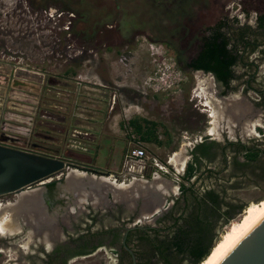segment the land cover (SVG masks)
Segmentation results:
<instances>
[{
    "label": "rangeland",
    "instance_id": "374dc122",
    "mask_svg": "<svg viewBox=\"0 0 264 264\" xmlns=\"http://www.w3.org/2000/svg\"><path fill=\"white\" fill-rule=\"evenodd\" d=\"M118 3L122 12L115 25L112 22V0H0V63L43 71L46 76L80 84H84L83 80L99 84L96 87L86 83L100 92L97 97L85 95L77 88L67 91L73 96L70 100H62V94L57 95L55 90L63 91L64 88L59 84L48 87L44 82L27 140L30 143L41 142V137L48 135L50 137L46 142L53 144L52 149L59 155L81 160L89 158L98 168L113 172L118 168L127 145L125 134L130 129L128 120H136L143 128H151L150 131L159 144L147 143L149 153L161 164L167 158L170 161L176 154L180 155V158L183 157V165L180 168V164L178 166L170 161L173 168L169 167L168 174L151 175L147 171L142 183H136L132 191L136 194L138 191L143 193L144 190L145 194L153 195L159 207L163 204L160 199L165 196L176 198L174 208L187 210L192 208V199L188 196L187 205H184L183 197L176 191L181 182L197 196L207 189L216 190L222 202L220 211L225 210L223 203L230 202L234 206H240V209H235L236 214L231 219L225 223L219 221L213 227L218 237L212 245L215 252L223 245V238L234 237L247 219L264 205V169L257 165L258 162L264 164V155L256 157V162L255 159L242 162L240 152L232 153L231 150L224 149V162H203L197 166L188 181L181 175L186 162L190 160L191 148L196 142L205 139H212L218 144L223 143V140H241L248 148L258 146L264 154V124L253 118L236 120L233 117V122L222 117L216 124L212 118V110L205 106L206 100L203 97L205 91L215 102L228 105L232 101L238 109L244 108L245 114L251 113L257 97L241 86L240 82L251 73L252 68H248V73L244 74L241 67H235L234 72L242 78L233 81L231 91L224 93L219 83L207 73H193L178 66L170 47L164 44L153 29H149L160 23L161 16L146 0H118ZM237 8L234 4L230 9L233 17ZM241 17L240 14L235 18L238 21L242 20ZM105 24L112 27L107 28ZM134 29H144L145 34L132 37L131 31ZM256 56L259 55L254 51L253 54H248L247 59L256 60ZM179 59L183 62L186 56H179ZM257 63L258 71H255L256 78L252 85L264 88V59H259ZM83 69L87 70L89 77H86L85 72L78 73ZM92 75H98V78L95 80ZM75 78H79V81ZM201 81H208V84L201 85ZM45 86L49 89L46 93ZM55 102L68 104L67 110L62 112L68 118L63 126L56 125L59 121L42 117L44 110H56L48 107ZM86 110L93 115L96 112L98 118L102 119L99 135L73 136L74 130L91 131L89 126L85 128L82 124L89 125L86 122H91L92 119L79 114ZM50 115L58 117L48 112V116ZM44 120L46 121L43 122ZM256 123L260 125L257 127ZM212 130H216L219 136L215 132L214 135ZM42 144H45L44 141ZM44 149L50 151L47 147ZM70 150H73V154ZM233 159H239L243 164L235 166L231 163ZM175 177L179 180L176 181ZM156 181L163 185L158 184L160 190L153 188ZM106 194L115 198L110 191ZM17 198L14 194L4 195L0 197V204H13ZM138 202L140 201L135 202V205ZM168 204L170 206V202ZM81 205L84 203L78 202L73 206L80 210ZM178 213L170 212L169 215L176 216ZM136 219L138 220V216ZM140 221L142 224H154L150 216ZM170 222L164 220L154 225L161 229ZM15 233L0 232V264L13 262L8 261L9 258L20 255L19 248H3L5 242L15 239ZM165 234L166 231H160L157 236ZM21 252V255L25 254L24 250ZM113 258L109 252L96 251L93 255L76 259L72 264H111Z\"/></svg>",
    "mask_w": 264,
    "mask_h": 264
},
{
    "label": "flooded vegetation",
    "instance_id": "af4514ba",
    "mask_svg": "<svg viewBox=\"0 0 264 264\" xmlns=\"http://www.w3.org/2000/svg\"><path fill=\"white\" fill-rule=\"evenodd\" d=\"M112 1L114 3L112 22L116 25V20L119 18L122 8L118 0ZM146 1L161 16L160 23L153 25L149 29H153L164 44L170 47L181 69L184 67L193 73L202 71L200 69H192L184 64L188 63L191 58H195L199 54L204 41L213 38L216 32L220 34V38L224 37L227 40L228 48L236 42L238 60L232 67L233 78L228 81L227 87L218 82L212 73L204 71L203 73H210L211 78L219 83L224 93H226L231 91V83L233 81L242 78L234 72L235 67H241L243 72H245L244 74H247V69L251 67V73L247 76L243 75L244 78L240 82L241 86L253 92L257 97L250 111L251 113L246 114V118H253L260 124H264V88L252 85L253 80L256 78L255 71H258L257 61L261 58L264 59V0ZM234 4L238 8L233 13H235V17L242 15V20L239 19L240 21H237L230 13V9ZM105 27L111 28L112 26H106L105 24ZM138 34H145V30L134 29L131 31L132 37ZM254 51L259 56H256V60H248V54L251 55ZM179 56H186V60L181 62ZM259 123H256L255 126L258 127ZM262 135L264 136V132H262ZM202 141L204 143L213 142V144L201 156L200 151L194 152L198 158L197 166L203 162L209 163L215 160L224 162L226 159L224 149H229L232 153H235V151L237 153L240 152L242 162L246 161L243 158L245 149L242 148L248 147L241 140H223L221 144L212 139ZM202 141L196 142V144ZM25 148L41 150L35 149L30 145L25 146ZM251 148L259 150L257 158L264 155L258 146H252ZM189 156L191 158L190 152ZM256 159L254 162L258 161ZM75 160L94 165L89 161ZM233 160H231L232 164ZM236 161L241 162L239 159H236ZM257 165H259L260 169H264L263 163L258 162ZM143 179L135 178L132 180L142 181ZM57 185L56 181L51 180L42 186L39 198L28 205L32 207L33 212L28 209L29 212H20L17 216L18 230L13 234L15 239L12 238V242H5L3 248H19L21 251L24 250L25 254L21 255L23 252L20 251V255L9 258L8 261L13 262H6V264H72L76 259L84 256L88 257L95 254L96 251L109 252L114 257V261L111 264H128V262L131 264L130 255L121 242L123 237L124 244L132 250L133 254L141 251L142 262L145 264H157L156 255L142 237L149 236L150 233L149 237H152L154 235L153 229L158 228L154 224L169 220L170 212H195L192 208L187 210L174 208L176 206V198L172 199L165 196L160 199V201L163 200L162 206H157V200L155 201L156 210H153L152 212L154 213L150 215V219L154 224H142L139 219H136L140 210V202L137 205L134 203L128 208L124 203H119L112 199L110 194H106L98 204H92V201H87V199L84 200V205H81L82 209L79 210L74 207L77 202L76 200L73 202L74 200L71 196L58 197L57 189L59 186ZM176 191L178 195H181L179 185L176 187ZM212 191L217 194L216 190L212 189ZM169 202L170 206L169 204L167 205ZM1 206L2 204H0ZM71 206L74 207L72 210L70 209ZM256 208L257 206L254 207V209ZM199 212L209 211L200 210ZM167 240L168 236L166 235L154 238L156 243L165 244ZM24 244L26 245L25 248L23 247Z\"/></svg>",
    "mask_w": 264,
    "mask_h": 264
},
{
    "label": "water",
    "instance_id": "95a60500",
    "mask_svg": "<svg viewBox=\"0 0 264 264\" xmlns=\"http://www.w3.org/2000/svg\"><path fill=\"white\" fill-rule=\"evenodd\" d=\"M44 76L43 71L0 63V197L7 194L16 195L25 190L31 191L32 195L15 201L17 204L20 203L21 212L29 210L33 212L32 207L26 206V201L39 198L42 186L54 180L59 186L57 189L59 198L69 195L75 202L77 195L86 194V198L92 201V204H98L106 192L110 191L115 194L114 200L124 203L128 208L140 201L137 215L139 220L152 215L155 207L152 209V203L146 201L152 200L153 195H147L143 190V193L138 191L137 195L127 193L121 196L116 192L118 189L111 191L107 186L109 184L100 182V178H111V172L72 157L59 155L57 152L25 148L27 145L37 148L27 139ZM240 110L242 112L240 111L239 116L234 115L236 120L246 118L245 109ZM79 172L83 175H79ZM68 185L70 187L67 188ZM121 242L130 255L131 264H135L134 254L124 244V237ZM217 264H264V216Z\"/></svg>",
    "mask_w": 264,
    "mask_h": 264
},
{
    "label": "trees",
    "instance_id": "16d2710c",
    "mask_svg": "<svg viewBox=\"0 0 264 264\" xmlns=\"http://www.w3.org/2000/svg\"><path fill=\"white\" fill-rule=\"evenodd\" d=\"M235 44L236 42L228 48L227 40L224 37L220 38V34L216 32L213 38L204 41L199 54L184 65L192 69H200L204 72L212 73L218 82L227 87L228 81L233 78L232 67L238 60V49ZM127 123L130 126V131L140 140L159 144V141L152 135L151 128H143V125L132 119L128 120ZM149 124L154 125L153 122H149ZM212 144L213 142L204 143L202 141L192 148L190 151L191 158L186 162L181 175L184 180L188 181L197 169L198 158L194 152L200 151L201 156ZM242 149H245L243 158L246 161H253L258 157V149ZM233 164L240 166L243 163L233 160ZM179 191L181 197H183L184 205H187L188 196L192 199V209L195 212H179L176 216H169L170 224L161 229H153L154 235L152 237L146 235L142 239L147 242L156 255L157 264H208L213 257L214 250L212 245L218 239L213 227L219 221L225 223V221L231 219L236 214L235 209H240L241 207L234 206L230 202L223 203L225 210L220 211L221 199L212 189L204 190L197 196L193 194V191L188 186L179 184ZM200 210L209 212H199ZM160 231H166L165 235L168 236L165 244L154 241ZM232 238H223L222 244L227 245ZM134 254L135 264H145L141 261V251L134 252Z\"/></svg>",
    "mask_w": 264,
    "mask_h": 264
},
{
    "label": "bare ground",
    "instance_id": "6f19581e",
    "mask_svg": "<svg viewBox=\"0 0 264 264\" xmlns=\"http://www.w3.org/2000/svg\"><path fill=\"white\" fill-rule=\"evenodd\" d=\"M198 73V72H196ZM201 73V72H199ZM203 74V73H201ZM209 75V74H207ZM210 76V75H209ZM201 85H205V84H208V81H201L200 82ZM203 97L205 98L206 100V103H205V106L209 107L211 110H212V118L214 119V122L219 123L220 119H225V120H228L230 122H233V119L232 117L235 119V116H239L241 113H240V109H238V106L236 107L233 102L231 101L228 105H223L222 102H218V101H213L212 98H210V96L208 95L207 92L204 91V94H203ZM225 101V99L223 100ZM226 103V102H225ZM232 103V104H231ZM230 105V106H229ZM222 107V108H219V107ZM238 111V112H237ZM242 112V111H241ZM221 114L225 115L222 116ZM235 115V116H234ZM230 124V123H229ZM217 134L216 136H219V133L216 132V130H212V133L214 134ZM214 134V135H215ZM183 158V157H182ZM182 158H180V155H175L173 156L170 161L174 162L175 165H178L180 164V168L181 166L183 165V160ZM170 161H168L170 163ZM79 175H83V173H80L79 172ZM112 179V178H111ZM110 178H100V182L102 183H107L109 185L108 186V189H110L111 191H114L115 189H118L117 194L119 195V193L121 194V196L124 194L126 195L127 193H133L134 195V192L133 191H130L132 190L130 187L131 186H127V187H124V186H121L120 188H123V189H119L117 187H114V180L111 181ZM114 181V182H113ZM121 184V183H120ZM106 186V184H105ZM142 186V185H141ZM158 186V185H157ZM70 187V185L67 186V188ZM112 187V188H111ZM147 188V187H146ZM149 188V187H148ZM151 188V187H150ZM145 189V188H144ZM165 189V188H164ZM160 190V189H159ZM32 192L31 191H22L16 195H14L15 197L17 196V200H22V197L24 196H28V195H32L31 194ZM115 195V194H114ZM77 204L78 202L82 203L84 202V200H86L87 196L86 194H81V195H77ZM34 198V197H33ZM38 198H35V200H37ZM34 199L32 200H28L26 201V206H28L29 204H32L34 201ZM152 203V205L154 206L155 205V200L154 198L151 200V199H148V201L146 202H150ZM20 203L18 202L17 204V201L14 202L13 204H7L5 206H1L0 207V232L1 233H9V234H12V233H15L17 230H18V226H17V216L19 215V213L21 212V209H19L20 207ZM155 207V206H154ZM72 210V207L70 208ZM245 209V208H244ZM243 209V212L245 211ZM156 210V209H155ZM242 212V213H243ZM264 216V205L261 206L258 210H256V212L254 214H252L248 219L247 221L243 224V226L236 232L235 236L231 239V241L227 244V245H222L221 247H219L217 249V251L213 252V257L209 260L208 264H217L219 262V260L226 254V252L252 227L254 226L262 217ZM225 235V234H224ZM223 235V236H224ZM221 236V234L219 235V237ZM25 248V247H24Z\"/></svg>",
    "mask_w": 264,
    "mask_h": 264
},
{
    "label": "crops",
    "instance_id": "0c3cea01",
    "mask_svg": "<svg viewBox=\"0 0 264 264\" xmlns=\"http://www.w3.org/2000/svg\"><path fill=\"white\" fill-rule=\"evenodd\" d=\"M85 72V74H86V77H89V75H88V72H87V70H81V72L79 71L78 73H80V74H83ZM91 76V75H90ZM96 76V77H95ZM92 75V78H95V80H96V78H98V75ZM81 77V76H80ZM76 80H78L79 78H75ZM79 81V80H78ZM84 81V84H80V83H78V82H72V81H70V80H63V79H59V78H56V77H54V76H44V78H43V83L44 82H46V86H51V85H53V84H55V85H60L62 88H64V90L63 91H61V90H59V91H57V90H55V92L56 93H58L57 95H61L62 94V100H70V98H72L73 96L72 95H69V93L67 92V91H70V90H75V89H77V88H79V90H80V92H82V93H84L85 95H92V96H96L97 97V94H99L100 92H97V89H96V87H98V83L97 82H93V81H89V80H83ZM86 83H90V85H93V86H96V87H92L91 88V86H87L86 85ZM75 84H79L78 86L77 85H75ZM45 86V88H44V91H45V93L46 92H48L49 91V89L47 88ZM101 86V85H100ZM102 87V86H101ZM95 88V89H94ZM66 90V91H65ZM96 91V92H95ZM82 98V97H81ZM83 99H86V98H83ZM97 101V99L95 100V104L97 103L96 102ZM87 104V103H86ZM67 103H65V102H55V103H53V105H49L48 107H50V108H53V109H56V110H48V112H50L51 114H55V116L57 115L58 117H53V116H48V112H47V110H44V112H43V115H42V117L43 118H48V120H56V121H59V123H56V125L58 126H63L64 125V123H65V120H67L68 118L66 117V116H64V114L62 113V112H64V111H66L67 110ZM88 105V104H87ZM54 111H56V112H54ZM59 111H61V112H59ZM79 114H83L85 117H88V118H90V119H92V121L91 122H86V123H89V125H87V124H82V126H84L85 128H88V126H89V128H91L90 130L92 131H86V135L85 136H91V135H95V136H98L99 135V133H98V129H99V126H100V124H101V121H102V119L101 118H98V115H96V112L94 113V115H93V113L92 114H90V112L88 111V110H86L85 112H83V113H79ZM67 118V119H66ZM59 119V120H58ZM47 120V121H48ZM70 120V119H69ZM46 120H44L43 122H45ZM69 123V122H68ZM54 125V124H53ZM130 130V129H129ZM40 136V135H39ZM42 136V135H41ZM44 136H47V137H44ZM101 136H103V135H101ZM49 137L50 136H48V135H43L42 137H41V139L42 140H40L41 142H36V143H34V142H31L30 144H34L35 146H37V148L38 149H41V150H43L44 148H49L50 149V151L49 152H54V149H52V146H53V144L52 145H50V144H48L46 141H47V138H48V140H49ZM91 140H92V138H91ZM44 141V143L45 144H42V142ZM41 143V144H40ZM49 145V146H48ZM88 145V144H87ZM32 146V145H31ZM46 150V149H45ZM71 151H73V150H70V153H72ZM85 152H87V150H85ZM73 154V153H72ZM84 159H85V157H84ZM85 161H89V158L88 159H85ZM90 162V161H89ZM111 179V178H110ZM111 181H112V179H111ZM114 182V181H113ZM137 182H139V183H142L141 181H139V180H132L131 182H129L128 184H123V183H121V184H116V182H114L115 184H114V187H117V188H119V189H123V188H120L121 186H124V187H127V186H131L130 188L132 189L135 185H136V183ZM144 182V181H143ZM160 185V183L159 182H154V185H153V188H155V189H157V190H159L158 189V187H157V185ZM160 186H163L162 184L160 185ZM127 188H129V187H127Z\"/></svg>",
    "mask_w": 264,
    "mask_h": 264
},
{
    "label": "built area",
    "instance_id": "2783aa9c",
    "mask_svg": "<svg viewBox=\"0 0 264 264\" xmlns=\"http://www.w3.org/2000/svg\"><path fill=\"white\" fill-rule=\"evenodd\" d=\"M75 134L86 135V132L74 130L72 135L75 136ZM125 135H127V145L121 155L118 168L111 172L112 180L125 184V182H131L132 179L143 178L147 171L151 175L168 174L169 167L173 168L168 162L169 158L163 164L157 161L147 150V142L140 140L132 131L129 130ZM175 180L179 179L175 177Z\"/></svg>",
    "mask_w": 264,
    "mask_h": 264
}]
</instances>
